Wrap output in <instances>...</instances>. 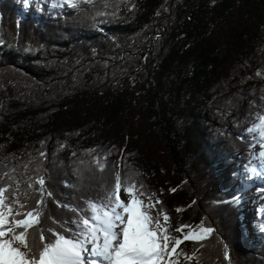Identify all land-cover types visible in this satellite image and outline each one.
<instances>
[{"label": "trees", "instance_id": "trees-1", "mask_svg": "<svg viewBox=\"0 0 264 264\" xmlns=\"http://www.w3.org/2000/svg\"><path fill=\"white\" fill-rule=\"evenodd\" d=\"M258 115L264 0H0V187L27 211L45 177L37 228L70 236L53 220L72 227L75 214L55 201L82 208L119 171L162 201L172 235L215 230L180 245L197 257L180 264H264V208L244 220L240 200Z\"/></svg>", "mask_w": 264, "mask_h": 264}, {"label": "snow or ice", "instance_id": "snow-or-ice-1", "mask_svg": "<svg viewBox=\"0 0 264 264\" xmlns=\"http://www.w3.org/2000/svg\"><path fill=\"white\" fill-rule=\"evenodd\" d=\"M94 3L95 0H60L61 5L78 10L82 4ZM257 119L259 123L247 131L257 133L264 142V115H258ZM40 155L46 156L45 153ZM259 155L264 157V152ZM93 163L99 171H104L106 164L101 163L99 157H94ZM250 171L253 175L258 174L255 168ZM34 184L39 185L36 189L39 196L27 211H20L27 205L18 195H7L11 185L0 187V264H180V257L188 261L197 259L195 253H185L180 245L185 241H204L215 231L204 227L202 221L197 226L198 231L190 225H180L172 231L182 235H172L170 216L163 208L156 209L162 201H153L155 193L145 192L144 185H137L130 177L122 179L119 171L113 173L111 185L103 189L104 195L96 200H86L82 208L55 201L57 206L75 214V219L69 221L72 227L65 228L62 222L53 220L65 232L71 233L70 236L53 227L37 228L42 224L46 198L52 197L53 193L45 186L44 176ZM34 184L30 183L29 188ZM34 228L35 232L30 231ZM186 228L191 230L185 232ZM45 232L50 234L47 239ZM199 246L205 245L200 243ZM224 257L230 259L226 249Z\"/></svg>", "mask_w": 264, "mask_h": 264}, {"label": "rangeland", "instance_id": "rangeland-1", "mask_svg": "<svg viewBox=\"0 0 264 264\" xmlns=\"http://www.w3.org/2000/svg\"><path fill=\"white\" fill-rule=\"evenodd\" d=\"M264 142L260 140L255 146V156L257 157L255 160V169L257 170L256 175H253L252 178L248 181L246 189L243 191V194H245L246 198L242 197L240 200L246 199L245 205H247L244 208V220H248V218L254 216V204L256 206H261L264 208V157H261L259 153L264 152ZM262 187V192H253L254 188ZM123 196V191L121 193ZM242 196V195H241ZM252 202V204H250ZM249 230V229H248ZM182 264H187L186 262H183Z\"/></svg>", "mask_w": 264, "mask_h": 264}]
</instances>
